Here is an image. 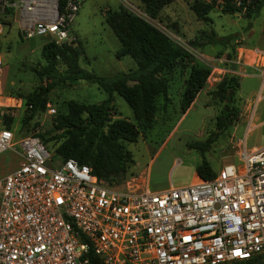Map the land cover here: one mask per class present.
<instances>
[{"label": "built area", "instance_id": "built-area-1", "mask_svg": "<svg viewBox=\"0 0 264 264\" xmlns=\"http://www.w3.org/2000/svg\"><path fill=\"white\" fill-rule=\"evenodd\" d=\"M81 1L0 0V33L6 12L16 15L21 36L49 34L55 43L64 42ZM253 2L230 0L242 12ZM244 48L236 45L235 55ZM249 50L259 100L264 97V49ZM1 71L0 57V76ZM4 98L0 154L9 151L11 159L0 162V264H243L264 259V144L249 150L239 139L235 162L188 185L161 191H149L144 183L109 185L73 158L48 166L52 156L39 137L19 131L14 108L21 99ZM6 117L12 118L8 125ZM251 118L252 113L248 123Z\"/></svg>", "mask_w": 264, "mask_h": 264}, {"label": "rangeland", "instance_id": "rangeland-1", "mask_svg": "<svg viewBox=\"0 0 264 264\" xmlns=\"http://www.w3.org/2000/svg\"><path fill=\"white\" fill-rule=\"evenodd\" d=\"M189 3L190 0H171L159 10L157 17L152 19L143 12L138 0H82L68 24V40L65 42H69L77 50L78 66L100 76H113L135 68L133 59L128 55L119 59L115 57L119 43L104 21L105 13L115 10L118 6L149 22L190 54V61L177 62L173 69L165 74L169 101L162 107V101L158 99L151 127L139 131L132 142L121 141L123 148L130 152L133 164L123 175L113 177L114 183L144 182L149 191H160L169 186H183L196 181L195 168L200 163L201 155L196 148L187 144L202 141L211 134L214 135V140L203 152L202 157L212 171H217L222 164L235 158L239 139L244 140L246 148L264 144V97L256 100L259 80H242L237 76L238 85L229 102L235 110V117L224 129H215L214 118L223 101L218 100L213 91L224 76L233 74L230 70L233 68L231 61L234 58L227 46L208 44L200 37L201 31L214 32L218 36L237 34L234 40L236 45L262 50L264 5L259 8L257 14L248 18L241 11H223L219 1L215 0L206 15L207 20L204 21L196 18L189 8ZM13 15H4L1 24L0 97L3 98L22 97L45 83L46 79L36 71L44 65L40 48L52 39L49 34L21 36L16 15ZM192 40L195 41L194 44L190 43ZM190 64L208 68L209 74L185 113L180 112L178 101ZM57 67L62 69L63 64L58 61ZM260 92L264 95V89ZM105 96L93 82L78 80L73 85L57 84L47 94L48 105L37 111L26 124H22L20 131L23 134L40 133L44 138H51V142L46 144L47 151L52 156L48 166H56L60 158L52 149L60 144L64 137L61 136L60 130L52 128L53 117L62 110V105L68 100L97 103ZM112 105V119L133 121L128 105L116 93L112 94ZM49 107H53L56 113H47ZM252 112L253 117L248 123ZM14 114L17 125L21 124V119L26 114L22 103L20 107L14 108ZM10 159L9 151L0 154V162L7 163ZM141 177L144 181H141Z\"/></svg>", "mask_w": 264, "mask_h": 264}, {"label": "trees", "instance_id": "trees-1", "mask_svg": "<svg viewBox=\"0 0 264 264\" xmlns=\"http://www.w3.org/2000/svg\"><path fill=\"white\" fill-rule=\"evenodd\" d=\"M138 1L143 12L155 19L159 10L171 0ZM214 1L190 0L189 8L197 19L205 21ZM219 3L223 11H241L240 8L231 4L230 0H221ZM263 5L264 0H255L243 11V14L252 18ZM104 21L119 43L114 53L115 57L119 59L128 55L133 59L135 68L113 76L96 75L78 66V52L69 42L55 43L53 39L45 42L40 48L44 65L36 73L43 76L46 81L36 90L19 97L26 110L19 124V131L22 124H26L37 111L44 108V105H48L47 94L55 85L60 83L73 85L78 80L95 83L106 94L103 100L97 103L68 100L65 105H62V110L53 117L52 128L60 130L64 140L52 150L62 160L73 158L79 165L88 166L91 173L98 179L111 185L121 184V182H112L113 177L123 175L133 164L130 152L123 148L121 141L132 142L139 131H145L151 127L158 99H161L162 107L169 101L165 74L169 73L177 62L190 61V54L152 24L122 6L107 11ZM200 37L208 44L227 46L234 58L236 45L234 40L237 34L218 36L214 32L201 31ZM190 43L194 44L195 41L192 40ZM58 61L63 64L62 69L57 67ZM208 74V68L195 64L188 66L178 101L180 112H184L193 101L197 92L204 86ZM237 78L235 74H227L216 84L213 91L218 100L223 101L221 109L214 118V127L218 131L227 127L235 117V110L229 102L238 85ZM113 93L122 97L128 105L132 122L123 118H111ZM11 119L5 118L6 125ZM30 134L39 137L45 147L52 140L44 138L40 133ZM213 140L214 135L211 134L202 141L187 144L189 147L196 148L201 155L200 163L195 168V174L201 179L212 178L215 174L202 157L203 152L209 148ZM92 263L98 264L94 260ZM243 264H264V259L246 261Z\"/></svg>", "mask_w": 264, "mask_h": 264}, {"label": "crops", "instance_id": "crops-1", "mask_svg": "<svg viewBox=\"0 0 264 264\" xmlns=\"http://www.w3.org/2000/svg\"><path fill=\"white\" fill-rule=\"evenodd\" d=\"M250 48L251 47H245L243 52H241V55L240 54L235 55L234 59L231 61L233 68L230 70V72L233 74H236L242 80H252V79L259 80L258 77L256 76V74L253 72L252 68L250 67V63L254 59V56L251 54V52L249 50ZM263 89H264V84H263L262 90ZM195 98H196V96L194 97V99ZM194 99H193V101H194ZM193 101L190 103V106L192 105ZM186 111H185V113H186ZM252 117H253V112H252ZM258 147H260V144L257 146L252 145L250 148H247V149L252 150V149H255ZM236 157H237V154H236L235 158L233 160H230L229 162H234L236 160ZM213 172L215 173L216 171H213ZM141 179H142L141 181H144L142 177H141ZM140 183H144V182H140ZM165 189H167V188H165ZM165 189H161V190H165Z\"/></svg>", "mask_w": 264, "mask_h": 264}]
</instances>
